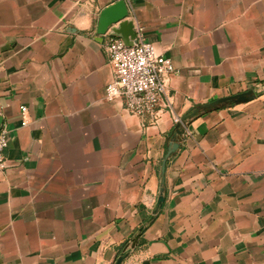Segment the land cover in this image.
I'll return each instance as SVG.
<instances>
[{
    "label": "crops",
    "instance_id": "crops-1",
    "mask_svg": "<svg viewBox=\"0 0 264 264\" xmlns=\"http://www.w3.org/2000/svg\"><path fill=\"white\" fill-rule=\"evenodd\" d=\"M119 1L0 0V264H264V91L189 121L160 183L174 119L264 87V0H122L174 67L156 122L105 99Z\"/></svg>",
    "mask_w": 264,
    "mask_h": 264
},
{
    "label": "built area",
    "instance_id": "built-area-1",
    "mask_svg": "<svg viewBox=\"0 0 264 264\" xmlns=\"http://www.w3.org/2000/svg\"><path fill=\"white\" fill-rule=\"evenodd\" d=\"M101 46L113 70V80L105 88V99H122L125 111L138 117L148 116L156 122L165 107L160 106V98L166 92L168 77L174 72L170 59L156 54L139 31L130 47L120 38L110 36H105ZM21 115L25 126L26 108H21ZM179 122L174 119V124ZM7 145V133L0 131V172L6 166L3 153Z\"/></svg>",
    "mask_w": 264,
    "mask_h": 264
},
{
    "label": "water",
    "instance_id": "water-1",
    "mask_svg": "<svg viewBox=\"0 0 264 264\" xmlns=\"http://www.w3.org/2000/svg\"><path fill=\"white\" fill-rule=\"evenodd\" d=\"M128 13L129 12H128L127 4L122 0L105 8L99 14L96 33L101 37L110 36V37L120 38L126 46L128 47L132 46L133 41L136 38V33L133 29L132 23L125 21V19L128 17ZM263 91H264V87H261L256 90H251L235 96L222 98L210 104L197 106L194 109L190 110L186 115H184L180 119V122L175 126V129L172 134L171 143L169 144L168 150L160 164V183L163 184L165 164L167 160L179 148V142L183 138L186 124L189 121L193 120L194 118L202 114L209 113L211 111L223 108L228 105L241 104L251 101L257 95L261 94ZM1 128H2V118L0 117V131ZM163 200H164L163 189L161 187L155 205V209L147 225H149L153 221L154 217H156L157 213L161 208ZM127 255H128V251L122 253L114 264H122V262L127 257Z\"/></svg>",
    "mask_w": 264,
    "mask_h": 264
}]
</instances>
